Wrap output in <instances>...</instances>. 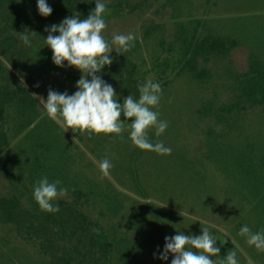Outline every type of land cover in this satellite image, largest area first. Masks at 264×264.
I'll use <instances>...</instances> for the list:
<instances>
[{
	"label": "rangeland",
	"instance_id": "374dc122",
	"mask_svg": "<svg viewBox=\"0 0 264 264\" xmlns=\"http://www.w3.org/2000/svg\"><path fill=\"white\" fill-rule=\"evenodd\" d=\"M143 1L103 0L105 38L111 42L113 34H134L133 42L140 46L135 62L145 82L159 83L152 72L155 60L168 58L174 64L181 60L178 40L186 33L195 34L198 39L236 42V47L227 54L212 53L206 60L201 57L195 75L175 67L155 109L160 113L159 119L168 122V127L159 137L154 130L149 134L151 142L162 141L171 148V154L161 156L142 151L131 167L128 156L135 147L128 131L123 133V139L103 134L89 138L87 134L65 132L48 118L39 99L34 97L39 116L29 127L19 130L22 119L15 109H6L4 113L9 143L6 153L10 156L12 176L0 177V197L22 193V203L30 207V201H35V184L46 176L49 182L61 181L58 187L67 189V194L59 198L66 203H74V193H81L82 212L92 220L98 219L104 227H112L117 237L127 240L136 260L142 257L147 259V264H161V252L156 247L164 246L166 236H175L176 232L195 236L208 228L217 239L216 246L221 248L219 258L226 256L228 248L236 252L238 264L249 261L264 264V251L250 246L239 233L242 243L233 237L232 233L240 232V228H235L239 223L229 225V207L240 201L234 195V189L238 188L228 187L227 178L234 176L224 170L219 162L222 160L210 157L211 147L224 143L240 148L253 145L256 152L261 149L264 152L261 109L247 108L233 113V121L229 116L237 79L248 71L252 58L264 62V5H259V0ZM136 5H142L143 10L128 14L127 7ZM113 7L119 8L118 14L112 15ZM0 65L11 74V87L24 85L32 96L35 94L45 101L49 89L61 92L64 88L69 94L68 78L81 75L66 65L58 76L38 79L33 92L1 57ZM98 75L105 80V72ZM5 78L0 71V85L5 84ZM37 124L43 125L41 130L36 128ZM223 136L228 139L223 140ZM105 158L110 160L112 168L102 178L99 162ZM187 158L204 160L200 167L205 174L203 181L196 180L185 163ZM263 198H256L254 206L243 208L250 211V215L243 216L250 229L261 218L264 224V202L260 203ZM147 206L176 217L172 230L166 233L161 229ZM252 209H257L253 215ZM38 252L37 247L17 237L14 228L0 219V264H45Z\"/></svg>",
	"mask_w": 264,
	"mask_h": 264
},
{
	"label": "trees",
	"instance_id": "16d2710c",
	"mask_svg": "<svg viewBox=\"0 0 264 264\" xmlns=\"http://www.w3.org/2000/svg\"><path fill=\"white\" fill-rule=\"evenodd\" d=\"M143 2L145 3L146 0ZM47 3L52 8V13L48 17H42L37 10V0H0V57L12 67L33 92L36 91L38 79L56 77L66 66L65 64L64 67H57L53 64L52 52L44 40L48 35L45 31L46 26L59 24L75 13H79L81 19H86L95 8V2L89 0H47ZM118 9L113 7L112 15L118 14L120 11ZM127 9L128 14H133L135 11L143 10V7L136 5ZM26 28L37 34L30 37L31 47L23 45L18 35ZM178 41L181 60L177 64L168 58L161 61L155 60L152 67V72L162 89L167 86L169 78L175 72V67L195 75L201 57H205L203 59L206 60V57L212 53L224 55L236 47L235 41L226 44L220 39H198L197 35L187 33ZM133 45L131 50L123 55L115 51L111 52L109 55L113 63L101 70L106 73L104 81L115 89L118 103H123L124 98L130 94L138 99V85L145 83V78L135 62L140 46L136 41ZM0 71L6 75L5 84L0 85V177H11L10 156L6 153L9 143L7 130L4 127V113L6 109H15L18 117L22 119L18 125L19 130L36 122L39 115L36 100L26 87L16 83L15 87H11L12 77L9 71L1 65ZM79 78L74 75L68 78V85L71 86L68 88L69 95L77 90L76 84ZM236 85L232 96L234 102L229 109L230 120L233 121L231 114L247 108H260L264 114V62L252 58L248 71L237 79ZM64 90V88L61 89V93L65 92ZM121 119L123 120V117ZM42 127L43 125L37 124L36 128L41 130ZM77 133L74 134L77 135ZM222 139L228 138L223 136ZM258 151H255L253 145L240 148L224 143L211 147L210 157L217 156L222 160L219 162L224 170L234 176L227 178L228 187L238 188V190L234 189V195L240 201L233 204V207H229L231 209L229 225L233 227L239 223L238 227H235L237 229L247 223V218L243 216L250 215V211L243 208L250 204L254 206L257 202L256 198L264 197V152L263 149ZM141 152L137 148L134 149L132 155L128 156L129 166L135 165ZM203 161V159L193 161L189 158L185 160L197 181L204 180L205 174L200 170ZM74 194V199L78 202L66 203L63 199H58L56 204L60 209L59 212L49 214L42 212L35 201H30V207L26 206L21 200L23 194L17 195L12 192L8 197H0V219L5 225L14 228L17 237L37 247L38 253L46 260L45 264H147V259L134 258L130 243L117 237L112 227H104L98 219L92 220L89 215H85L80 205L83 195L79 192ZM262 202L264 198L260 203ZM172 206L175 207V205ZM147 208L150 215L156 217L161 229L166 233L172 230L171 224L176 217L173 218V215L169 217L168 211L163 209L156 211L153 206H147ZM256 210H253L251 214H255L253 212ZM262 214L264 216V212ZM260 220L254 228H251L252 232L264 231V224ZM237 233L239 232H233L232 235L241 242L242 237H238ZM156 249L160 253L164 246L158 245ZM226 250L227 254L229 250L228 248ZM172 258L169 254L166 261L160 259L161 264L167 262L171 264Z\"/></svg>",
	"mask_w": 264,
	"mask_h": 264
},
{
	"label": "clouds",
	"instance_id": "9594fccd",
	"mask_svg": "<svg viewBox=\"0 0 264 264\" xmlns=\"http://www.w3.org/2000/svg\"><path fill=\"white\" fill-rule=\"evenodd\" d=\"M37 10L42 17L52 13L47 0H37ZM105 15L106 4L103 0H96L94 10L86 19H81L80 14L75 13L59 24L46 26L48 35L44 40L52 52L53 64L57 67L66 64L81 75L76 84L77 90L72 95L66 91L61 93L49 89L46 101L35 94L33 97L39 99L48 118L65 132L71 130L73 133L87 134L89 138L103 134L123 139V133L128 131L135 148L161 156L170 155L171 148L162 141L153 143L149 138L153 130L155 136L159 137L168 127V122L160 120V113L155 110L159 107L163 92L161 85L148 80L138 85V99L130 94L123 103H118L115 89L98 75L105 66L113 63L109 55L111 52L123 55L131 50L135 40L134 34H113L109 42L104 34L107 28ZM18 35L23 45L31 47L30 37L37 34L26 28ZM111 168L112 164L107 158L99 162L102 178L109 175ZM60 183L59 180L49 182L45 176L35 184L33 197L42 212H59L56 201L67 194L66 188L58 187ZM200 231L201 234L195 236L183 232H176L172 237L166 236L159 258L166 261L171 254V264H238L233 250L219 258L217 239L208 228ZM239 235L246 237L250 246L264 251V231L252 232L244 225Z\"/></svg>",
	"mask_w": 264,
	"mask_h": 264
},
{
	"label": "crops",
	"instance_id": "0c3cea01",
	"mask_svg": "<svg viewBox=\"0 0 264 264\" xmlns=\"http://www.w3.org/2000/svg\"><path fill=\"white\" fill-rule=\"evenodd\" d=\"M259 5H264V0H259V3H258Z\"/></svg>",
	"mask_w": 264,
	"mask_h": 264
}]
</instances>
